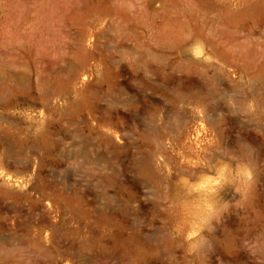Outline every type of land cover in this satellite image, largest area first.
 I'll return each mask as SVG.
<instances>
[{"label": "rangeland", "instance_id": "374dc122", "mask_svg": "<svg viewBox=\"0 0 264 264\" xmlns=\"http://www.w3.org/2000/svg\"><path fill=\"white\" fill-rule=\"evenodd\" d=\"M0 264H264V0H0Z\"/></svg>", "mask_w": 264, "mask_h": 264}, {"label": "clouds", "instance_id": "9594fccd", "mask_svg": "<svg viewBox=\"0 0 264 264\" xmlns=\"http://www.w3.org/2000/svg\"><path fill=\"white\" fill-rule=\"evenodd\" d=\"M196 175L187 177V184L184 187L185 193L188 195L190 200H197L199 206L204 209L206 215L203 221L196 223L195 229L193 231L196 234L198 229H202L204 224L211 218L212 213L215 211L216 198L223 197L226 192L235 191V189L229 183L224 180L217 178L218 169L217 167L204 168L201 172L200 168L195 169ZM215 187L212 189L213 196H201L202 190L209 184L213 183Z\"/></svg>", "mask_w": 264, "mask_h": 264}]
</instances>
